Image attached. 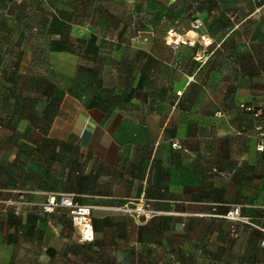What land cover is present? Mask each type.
Segmentation results:
<instances>
[{
  "label": "rangeland",
  "instance_id": "rangeland-1",
  "mask_svg": "<svg viewBox=\"0 0 264 264\" xmlns=\"http://www.w3.org/2000/svg\"><path fill=\"white\" fill-rule=\"evenodd\" d=\"M170 30L194 44L179 48L173 62L147 59L150 54L166 57L159 42ZM55 43L65 50H52ZM201 62L207 77L224 71L229 82L243 81L253 101L264 107V0H0V187L14 186L19 179L27 187L37 182L34 141L54 113L55 107L45 110L50 98L53 106L65 93L112 98L133 91L137 73L142 74L139 90L146 93L159 85L147 74L150 68L173 80L175 70L190 73ZM239 199L251 204L241 207L243 222L215 215L228 221L229 229L203 222L196 225V240L154 233L151 253L137 260L123 255L122 264H257L264 258L253 227L264 217V153L251 155L238 173H229V200ZM25 201L40 204L33 194L0 191V264H37V210L13 212ZM214 230L217 248L209 245ZM181 242L201 246L202 254L173 255ZM63 251L74 258L63 264L81 258L83 264L120 260L86 248Z\"/></svg>",
  "mask_w": 264,
  "mask_h": 264
},
{
  "label": "crops",
  "instance_id": "crops-1",
  "mask_svg": "<svg viewBox=\"0 0 264 264\" xmlns=\"http://www.w3.org/2000/svg\"><path fill=\"white\" fill-rule=\"evenodd\" d=\"M159 43L166 57L149 53L147 59L173 62L177 50L185 46ZM175 73L172 80L150 68L147 74L159 85L146 93L139 90L142 74L137 73L134 90L112 98L65 93L58 105L53 106L51 98L46 102V111L55 108L34 141L37 182L27 187L19 179L0 191L33 194L39 203L50 193L73 195L79 204L93 207L94 241H79L67 211H37L33 224L37 264L73 261L71 253L63 251L72 247L119 257L109 264H122L123 255L137 260L152 252L154 233L196 240L200 233L196 225L223 223L229 229L228 221L216 216L232 205L251 206L243 199L229 200V173H238L251 155L260 153L253 129L264 124V107L253 101L243 81L229 82V73L207 77L204 62L190 73L180 68ZM241 104L252 106L253 113ZM173 140L181 149L172 148ZM140 200L149 201L157 215L136 221L115 210ZM253 227L259 254L264 256V217ZM208 238L210 246L220 245L216 230ZM174 248L173 255L202 254L201 246L190 242ZM225 251L229 253V239ZM80 262L84 263L82 258L76 259ZM257 264H264V258Z\"/></svg>",
  "mask_w": 264,
  "mask_h": 264
},
{
  "label": "built area",
  "instance_id": "built-area-1",
  "mask_svg": "<svg viewBox=\"0 0 264 264\" xmlns=\"http://www.w3.org/2000/svg\"><path fill=\"white\" fill-rule=\"evenodd\" d=\"M165 42L167 45L176 48L179 45H193L183 34L178 33L176 30H170L165 36ZM241 108L247 112L253 113L252 106L240 105ZM255 114H260V111H255ZM253 137L256 143V151L264 153V124L256 125L253 129ZM171 146L174 149H181L179 141L173 140ZM17 209L13 212L15 215L23 213L26 209H32L46 214L56 213L60 210H65L68 213L72 227L75 229L78 239L82 243H91L94 241V231L92 225V210L93 207L89 205H81L75 201L73 195L70 194H48L44 203L37 204L35 202H22ZM116 211L126 215L133 220H139V218L151 219L157 215V213L151 209L149 201L140 200L132 205H124L115 208ZM223 218L232 220L235 222H243L241 218V207L239 205H232L230 209L225 213ZM246 222V221H245ZM264 245V242L262 243Z\"/></svg>",
  "mask_w": 264,
  "mask_h": 264
},
{
  "label": "trees",
  "instance_id": "trees-1",
  "mask_svg": "<svg viewBox=\"0 0 264 264\" xmlns=\"http://www.w3.org/2000/svg\"><path fill=\"white\" fill-rule=\"evenodd\" d=\"M56 44H57V45H56ZM53 50H54V51H62V50H65V47L62 46V45H60L59 43H55V46L53 47ZM11 218H14V216H12ZM13 220H14V219H11V220H10L11 224L14 223ZM10 226H12V225H10Z\"/></svg>",
  "mask_w": 264,
  "mask_h": 264
},
{
  "label": "bare ground",
  "instance_id": "bare-ground-1",
  "mask_svg": "<svg viewBox=\"0 0 264 264\" xmlns=\"http://www.w3.org/2000/svg\"><path fill=\"white\" fill-rule=\"evenodd\" d=\"M205 40H206V43L209 41L207 38Z\"/></svg>",
  "mask_w": 264,
  "mask_h": 264
}]
</instances>
